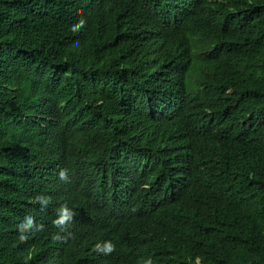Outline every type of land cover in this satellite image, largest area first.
<instances>
[{
  "label": "trees",
  "instance_id": "obj_1",
  "mask_svg": "<svg viewBox=\"0 0 264 264\" xmlns=\"http://www.w3.org/2000/svg\"><path fill=\"white\" fill-rule=\"evenodd\" d=\"M125 2L0 0V264H32L26 258L28 239L18 228L19 218L31 210L24 211L21 201L31 200L40 215L38 203L46 195L105 193L133 174L127 163L147 170L155 161L132 135V129L156 125L158 116L145 96L133 93L147 84L137 70L149 53L134 52L114 20L113 10ZM226 10L222 50L224 67L234 74L233 90H209L185 69L170 74L180 102L172 123L203 129L226 169L234 163L254 174L225 191L196 181L207 202L191 197L174 207L190 245L187 264H264V0H215L202 15ZM147 16L152 39L146 46H152L156 32H172L174 21L159 0L150 2ZM80 19L85 23L73 31ZM210 37L201 26L186 65L209 70L198 46ZM205 108L221 127L208 121ZM36 151L50 159L47 180L34 171ZM187 162L180 158L182 165ZM60 170L68 171L66 179L59 178ZM41 215L48 219L52 211ZM36 235L38 243L44 235L39 230ZM196 236L202 238L194 250L190 239ZM144 242L155 257L158 241L144 232Z\"/></svg>",
  "mask_w": 264,
  "mask_h": 264
},
{
  "label": "clouds",
  "instance_id": "obj_2",
  "mask_svg": "<svg viewBox=\"0 0 264 264\" xmlns=\"http://www.w3.org/2000/svg\"><path fill=\"white\" fill-rule=\"evenodd\" d=\"M151 1L126 0L122 7L113 10V16L132 50L149 53L148 58H141L137 70L139 79L147 84L133 93L138 98L145 96L151 111L158 116V123L144 130L132 129V135L154 154L155 161L147 170L127 163L133 174L105 193L94 192L82 198L46 195L43 202L38 203L40 215L45 209H50L52 215L48 219L41 215V223L33 202L21 201L24 211L31 210L27 217L19 218L18 228L28 239L26 258L32 264H73L75 259L79 264H187L191 259L190 245L183 236L174 207L191 197L207 202L195 186L196 181L209 187L220 186L225 191L232 187L234 180L250 179L254 174V169H239L234 163L228 164L232 169H226L203 129L172 123L180 102L174 95L170 74L185 69L192 79L209 90L225 87L233 90L234 74L224 67L222 50L226 42L227 10L202 15L207 4L215 0H159L166 15L173 19L174 30L156 32L152 46H146L152 39V25L147 16ZM84 23L80 19L72 30L76 31ZM201 26L211 32L210 39L198 46L209 65L207 72L184 62V57L198 41ZM99 27L96 26V33ZM205 113L208 121L221 127L209 108H205ZM226 132L241 137L239 132ZM245 142L256 144L259 140ZM153 147H159L158 152L153 151ZM182 156L188 158L184 165L180 163ZM32 161L34 171L47 180L48 155L36 151ZM58 173L60 179L68 176L67 170ZM38 230L44 236L37 243ZM144 232L159 243L155 257L151 246L144 242ZM201 238L190 239L194 250Z\"/></svg>",
  "mask_w": 264,
  "mask_h": 264
}]
</instances>
